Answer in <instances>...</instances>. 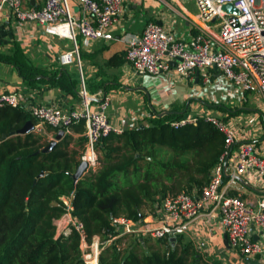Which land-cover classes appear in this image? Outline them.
Instances as JSON below:
<instances>
[{
	"label": "trees",
	"instance_id": "obj_1",
	"mask_svg": "<svg viewBox=\"0 0 264 264\" xmlns=\"http://www.w3.org/2000/svg\"><path fill=\"white\" fill-rule=\"evenodd\" d=\"M77 44L87 92L105 93L109 83L96 79L99 72L89 77L84 66L98 52L83 51L78 36ZM126 60L125 50L110 56L107 65L118 67ZM0 61L14 65L29 86L44 82L81 97L82 74L77 63L70 68L37 65L18 41L9 52H0ZM188 104H174L167 112L152 111L139 124L104 137L98 145L100 165L77 181L72 173L81 162L82 152L78 157L77 150H69L75 140L73 134L66 133L51 151L44 152L50 141L42 142L43 136L33 130L10 135L28 121L39 123L31 110L23 105L1 107L0 264H86L80 233L73 228L69 234L58 235L55 220L68 212L63 197L70 199V212L83 223L91 241L95 235L113 231L114 216L141 220L148 215L142 211L145 205L156 209L168 195L199 193L225 150L226 134L204 116L174 126L173 122L187 113ZM226 111V121L247 112L244 107ZM47 129L58 132L48 124ZM71 130L81 133L76 140L84 147L85 121L74 123ZM4 133L7 137L2 139ZM127 237L131 241L122 250L116 245L106 246L100 264H220L183 234L175 242L169 237L156 238L155 244L152 236Z\"/></svg>",
	"mask_w": 264,
	"mask_h": 264
},
{
	"label": "built area",
	"instance_id": "obj_2",
	"mask_svg": "<svg viewBox=\"0 0 264 264\" xmlns=\"http://www.w3.org/2000/svg\"><path fill=\"white\" fill-rule=\"evenodd\" d=\"M76 1L80 5V17L74 15L71 0H43L40 6L29 5L26 0H0V24L8 16L22 23L51 28L53 32L71 38L73 48L60 54L59 63H77L82 74L77 36L81 35L87 42L110 43L116 40L117 30L124 19L125 0ZM194 1L198 8L196 17H191L197 29L194 35L179 37L171 28L150 20L144 24L139 35L127 39V62L137 75L175 70L188 79L197 73L205 85L211 83L212 71L217 70L230 84L264 98V0ZM227 3H232L240 12L234 14L224 10L223 5ZM217 20L218 23L211 24ZM64 27L70 36L62 34ZM80 95L84 101L77 106L68 107L56 102L36 104L30 110L39 122L57 130L64 129L66 133L70 132L74 123L84 120L86 142L80 159L88 163L87 171H95L100 165V141L123 129L117 128L110 119L108 109L111 97L102 90L89 95L83 74ZM97 97L100 98L98 106L92 109V100ZM20 105L22 100L17 92H0V108ZM202 116L225 132V150L199 193L168 195L158 203L152 214L158 217L159 225H148V215L141 220L118 215L111 220L113 231L95 235L88 241L83 223L70 212V199L63 197L68 212L62 216L67 224L61 233L69 234L73 228L80 233L86 264H100L101 252L108 245L124 249L126 236L177 237L191 230L197 231L200 219L212 215L221 216L230 250L246 259L263 262L264 134H256L261 137L258 143L253 138H242L238 128L218 117ZM197 117H183L174 121L173 125L178 127L196 122ZM240 184L255 185L259 195L247 198L240 193H232ZM61 233L58 232V235ZM196 239L199 240L198 237ZM203 244L198 241L197 248L203 249Z\"/></svg>",
	"mask_w": 264,
	"mask_h": 264
},
{
	"label": "crops",
	"instance_id": "obj_3",
	"mask_svg": "<svg viewBox=\"0 0 264 264\" xmlns=\"http://www.w3.org/2000/svg\"><path fill=\"white\" fill-rule=\"evenodd\" d=\"M26 2L29 5L40 6L43 4V0H26ZM123 8L124 19L117 30L116 40L110 43L102 41L87 42L82 38L83 48L87 54L98 52L93 61L90 59L86 60L88 76L93 77L99 72L100 75L96 79L106 80L109 83L104 94L111 97L108 113L112 123L120 129L132 127L139 124L140 120L151 114L152 111L167 112L174 104L180 106L186 102L189 104L184 117L197 115L195 112L203 109L201 108V101H198V105L195 106L197 110H192L195 101H193L194 97H189L191 90L188 91L189 87L194 88L201 81L197 73L194 74L193 78L188 79L178 75L175 70L160 74H145L148 79L146 82L142 81L140 83L139 75L135 73L127 60L118 67L107 65L109 57L117 52L125 51L127 39L133 35H139L144 24L150 20L158 21L171 28L179 37L190 38L197 32L191 19V17L195 18L198 13L195 1L125 0ZM73 13L77 17L81 16L78 10L73 9ZM66 40L71 41L72 45L70 46ZM16 41L22 45L26 55L35 64L46 68L57 67L60 64V54L72 49L70 47L74 44L71 38L61 36L53 32L51 28L33 23H22L6 16L0 24V52H9ZM215 71L219 73L216 74L218 77L221 73L217 70ZM156 77H160V81H155L159 79ZM3 91L17 92L21 97L22 105L28 109H31L36 104H52L56 102L72 107L80 105L84 101L82 97L77 99L72 94L44 82H37L35 87L29 86L14 65L0 61V92ZM99 99L97 97L92 100V109L97 108ZM208 106L210 107L211 105L209 104ZM217 109L221 108L217 107ZM221 110L226 113V116L228 115L227 111ZM209 113L212 112L209 111ZM236 121V117L233 116L226 122L234 125ZM69 133L73 134L74 137L81 135V133H76L72 130ZM245 134L247 138L252 137L246 132ZM253 141L259 143V140L256 139H253ZM232 193H240L244 197L255 198L259 195V190L255 185L242 186L240 184ZM146 220L150 226L159 225L158 217L152 213L148 214ZM199 223L197 231L191 230L183 234L185 238L192 240L196 247H199L198 241H201L204 243V247H206L205 244L210 248L222 246L227 252L228 248L224 243L225 233L221 225L220 216H205L200 219ZM246 260V264H264L259 260Z\"/></svg>",
	"mask_w": 264,
	"mask_h": 264
},
{
	"label": "rangeland",
	"instance_id": "obj_4",
	"mask_svg": "<svg viewBox=\"0 0 264 264\" xmlns=\"http://www.w3.org/2000/svg\"><path fill=\"white\" fill-rule=\"evenodd\" d=\"M79 6L80 5L76 0H71L72 9L79 10ZM218 22L219 20H217L216 22H211V24L213 25ZM78 41H79V45L81 49L85 51L83 48V39L81 35H78ZM66 42H68L70 46L72 45L71 41L66 40ZM70 48H73V46ZM67 66L70 68L71 64ZM84 66H86V61L84 62ZM212 73H213V77L211 79V84H208V85L203 84L202 79L200 78L201 81L196 85L194 84L195 85L194 88L189 87L188 91L191 90V94L189 95V97L190 98L194 97L193 101H195L194 102L195 105L193 106L192 110H195V109L197 110L195 106L198 105L199 103L198 101H201L200 102L201 108L203 109L201 111L197 110L195 112L198 116H202L204 115V113H207L209 115L218 117L226 121V119H224L226 118V115H225L226 113L223 112V110L221 109H217L218 107L217 104L225 105L226 106L224 107L225 111H226V108L235 109L236 107H244L246 108L247 112L236 115L235 117L237 121L234 122L233 126L238 128L237 130L240 134L239 136H242V138H247L245 134L246 132L247 134L252 136L251 138L260 141L261 137H257L258 135L256 134H261L262 132L264 134V98L255 92L242 91V89L239 88L238 86H234L230 84L223 77L222 74H220L217 77L216 74H219V73H216L215 70H213ZM139 78H140V83H142V81L146 82V80L148 79L145 75H139ZM156 78H159V79L155 81H160V77H156ZM76 98L79 99L81 97L76 96ZM190 100L192 101V99ZM208 103L211 105L210 107L208 106L209 105ZM209 111H211L212 113H209ZM33 131L36 134H40L43 136L42 142L51 141L56 136V134L54 135L53 131H48L47 124L43 122H39L37 125H35V128ZM77 138L78 137H75V140H73L69 144L68 148L69 150H77L78 151L77 154L79 157L84 147H81L79 145L78 140H76ZM142 211L146 214H149V213H153L155 211V208H152L150 205H145L142 207ZM55 222L57 224L58 232L61 233L65 225L67 224V222L64 221L62 217L55 220ZM134 237H138V235ZM155 240L156 238H153L151 239V242L155 244L156 243ZM130 241H131V238L127 237V240H126L127 246L130 243ZM205 246L206 247H204V244H203L202 246L203 249H201V251L205 255H207V257L211 259L212 261L218 262L220 264H234V263L246 264L247 263V260L245 257H241L239 254L235 253L233 250H230V248H228L226 252V249L222 246H219V247L213 246L211 248L208 247L206 244ZM261 260L263 261L262 263H264V260L263 259Z\"/></svg>",
	"mask_w": 264,
	"mask_h": 264
},
{
	"label": "water",
	"instance_id": "obj_5",
	"mask_svg": "<svg viewBox=\"0 0 264 264\" xmlns=\"http://www.w3.org/2000/svg\"><path fill=\"white\" fill-rule=\"evenodd\" d=\"M31 3L33 4V2L31 1ZM223 9L227 10L229 12H232L234 14H238L240 11L238 8H236L232 3H227L223 5ZM172 65H174V62H171ZM162 115V114H161ZM141 127H143V125H141ZM35 125L32 123V121H28L21 129H19L18 131H12L10 133V135H15V134H24L27 133L31 130H34ZM66 135V131L64 129H59L55 138L52 139L49 144L44 148V152H49L51 151L54 146L57 144L58 141H60L64 136ZM7 137V134L4 133L2 136V139H5ZM88 169V163L86 161H81L80 164L78 165V167L76 168L75 172L72 173L73 178L77 181L78 179H80L86 172ZM44 172L41 173V175H43ZM221 218V216H220ZM170 240L172 242L176 241V237H170ZM224 243L225 246L227 248H229V243H228V239H227V235L224 234Z\"/></svg>",
	"mask_w": 264,
	"mask_h": 264
},
{
	"label": "bare ground",
	"instance_id": "obj_6",
	"mask_svg": "<svg viewBox=\"0 0 264 264\" xmlns=\"http://www.w3.org/2000/svg\"><path fill=\"white\" fill-rule=\"evenodd\" d=\"M62 34H63V35H68V36L71 35L66 27H64V29H63V31H62Z\"/></svg>",
	"mask_w": 264,
	"mask_h": 264
}]
</instances>
